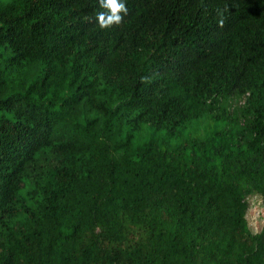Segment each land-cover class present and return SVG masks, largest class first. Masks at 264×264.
<instances>
[{
  "label": "trees",
  "instance_id": "1",
  "mask_svg": "<svg viewBox=\"0 0 264 264\" xmlns=\"http://www.w3.org/2000/svg\"><path fill=\"white\" fill-rule=\"evenodd\" d=\"M123 2L0 0V264H264V0Z\"/></svg>",
  "mask_w": 264,
  "mask_h": 264
},
{
  "label": "clouds",
  "instance_id": "2",
  "mask_svg": "<svg viewBox=\"0 0 264 264\" xmlns=\"http://www.w3.org/2000/svg\"><path fill=\"white\" fill-rule=\"evenodd\" d=\"M98 3L100 8L104 9L96 13V20L102 29L120 24L123 18L121 13L127 15V6L123 0H98Z\"/></svg>",
  "mask_w": 264,
  "mask_h": 264
},
{
  "label": "rangeland",
  "instance_id": "3",
  "mask_svg": "<svg viewBox=\"0 0 264 264\" xmlns=\"http://www.w3.org/2000/svg\"><path fill=\"white\" fill-rule=\"evenodd\" d=\"M204 128V123H199L193 130ZM250 209L247 214L249 226L253 233H258L264 228V200L259 196L251 197Z\"/></svg>",
  "mask_w": 264,
  "mask_h": 264
}]
</instances>
